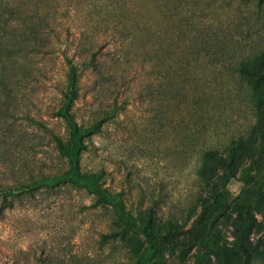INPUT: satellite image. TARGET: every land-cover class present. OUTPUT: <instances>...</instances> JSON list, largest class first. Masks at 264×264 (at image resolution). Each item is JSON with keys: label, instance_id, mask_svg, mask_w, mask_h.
<instances>
[{"label": "rangeland", "instance_id": "374dc122", "mask_svg": "<svg viewBox=\"0 0 264 264\" xmlns=\"http://www.w3.org/2000/svg\"><path fill=\"white\" fill-rule=\"evenodd\" d=\"M16 1L25 7L19 26L31 34L29 18L45 16L39 27L54 48L15 56L32 71L9 84V98L0 96V186H27L0 189V264H133L129 247L148 243L131 232L124 241L101 240L114 211L91 205L93 196L82 187L29 185L67 165L33 121L65 134V122L54 114L65 84L61 49L79 61L77 123L114 111L101 131L85 137L80 165L102 170L138 220L152 215L162 237L149 264H193L198 252L202 264H221L212 243L228 249L226 264H239L238 242L251 264H264V165H252L264 159L252 128L256 121L264 126V103L256 98L264 95V80L235 70L240 59L264 50V0ZM239 136L237 176L224 187L215 180L203 186L202 150L225 152ZM246 164L252 169L244 175ZM217 190L225 195L221 206L200 218ZM241 190L248 209L243 223Z\"/></svg>", "mask_w": 264, "mask_h": 264}, {"label": "trees", "instance_id": "16d2710c", "mask_svg": "<svg viewBox=\"0 0 264 264\" xmlns=\"http://www.w3.org/2000/svg\"><path fill=\"white\" fill-rule=\"evenodd\" d=\"M262 2V0H258ZM25 11L23 3L12 0V2L4 3L0 6V96L7 99L11 96L10 83H16L27 72H31V68L23 69L22 62L16 60L15 56H19L26 52L31 54H46L53 50L48 43L46 34L39 27L41 24L45 25L46 18L43 15L36 14L31 16L30 23L33 27L32 33L27 34L23 27L19 26V21ZM29 35V36H28ZM27 47L31 49L28 50ZM63 63L65 65V84L61 88L60 99L54 114L65 122V134L55 131L52 127L47 126L43 121L33 119L36 126L43 130L50 138L54 149L61 155L66 156L67 165L59 170L50 173H41L30 179L29 185L35 189L42 184L51 187L60 185L62 183H70L78 187L84 188L92 196L91 205L105 206L110 205L115 214V220H112L109 231L102 233L101 240L121 238L123 241L129 237L128 233L142 234L148 240L146 245L135 248L129 247L132 254L135 255L133 264H149L153 261V255L157 249V241L162 237V234L156 232L152 228V215L144 219H139L135 213L126 207L121 192L111 191L106 185L105 176L100 169H84L80 165L81 154L87 148L86 136L101 131L103 123L113 115L114 111L106 112L98 119H95L87 125H80L73 116V104L78 96V67L79 61L73 55L68 54L65 49H61ZM34 65V64H33ZM31 65V66H33ZM259 66V67H258ZM21 73H18V70ZM239 76H251L255 80H264V50L257 52L251 56L240 59L235 67ZM259 103H264V95L256 94ZM257 110L259 107L257 106ZM260 110L259 113H261ZM258 122L253 124L252 128L258 130L260 137V148L263 147L264 142V126H258ZM243 150V138L241 136L230 139L226 144L225 152L217 148H206L201 152V163L197 171V175L201 177L207 186L209 181L214 180L224 187L227 182L237 176V166L240 164V156ZM216 162L220 165L219 171H214L208 164V161ZM252 165L260 168L264 165V159L252 160ZM252 169L250 164L244 165L240 172L241 174H249ZM20 182V181H19ZM18 182V183H19ZM15 185L0 186V189L13 193V191L21 188H26L22 182ZM25 184V183H23ZM204 188V187H203ZM212 199L210 202L202 204L200 218L207 214V212L221 206L225 198L222 190L211 191ZM236 201L239 206L237 218L240 223L246 217L248 209L244 203L243 190L236 195ZM119 221V223L117 221ZM171 222V221H169ZM121 223V225H120ZM166 236V235H165ZM164 236V237H165ZM242 251V257L239 264H251V255L246 246L238 242ZM212 252L214 254H221V264H226V255L228 249L218 243H212ZM201 252L196 254L193 264H202Z\"/></svg>", "mask_w": 264, "mask_h": 264}]
</instances>
